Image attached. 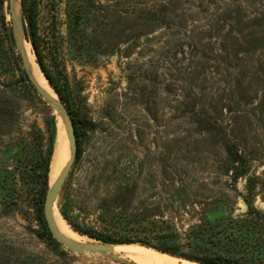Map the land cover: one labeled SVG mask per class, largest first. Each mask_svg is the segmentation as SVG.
<instances>
[{"label":"rangeland","instance_id":"1","mask_svg":"<svg viewBox=\"0 0 264 264\" xmlns=\"http://www.w3.org/2000/svg\"><path fill=\"white\" fill-rule=\"evenodd\" d=\"M30 1L43 62L84 118L81 154L54 203L58 218L77 233L60 210L103 232L114 229L112 218L154 221L184 255L264 264V245L224 238L238 224L264 237L243 201L252 182L264 213V0ZM13 29L0 0V200L2 186L16 199L6 211L0 206V264H116L54 246L28 203L21 165L45 153L50 139L53 154L66 128L25 80ZM222 45L231 67L213 59ZM197 111L232 130L244 175L234 176L224 135L207 130ZM65 140L68 153L67 131Z\"/></svg>","mask_w":264,"mask_h":264},{"label":"trees","instance_id":"2","mask_svg":"<svg viewBox=\"0 0 264 264\" xmlns=\"http://www.w3.org/2000/svg\"><path fill=\"white\" fill-rule=\"evenodd\" d=\"M85 2V0H83ZM87 6L91 5L88 4V1L85 2ZM194 8V5H192ZM200 7V3L197 5V8ZM21 15H22V22L25 32V37L27 41L31 44L32 51L36 56V61L39 64L43 74L51 84V86L56 91L58 97L60 100L64 103L68 114L70 116V119L72 121V124L75 129V135H76V141H78V138L80 136V131L82 127L84 126V118L81 115L80 109L74 104L72 99H70L69 95L64 93L63 89L61 88L58 81L55 80V78L51 75L50 71L45 66V63L42 59V53L39 46L38 41V35H37V24H36V13L35 8L33 6V3H31L30 0H21ZM11 38V34H10ZM212 46V45H211ZM193 51V49L191 50ZM213 52V51H211ZM216 55L213 57V59L219 60L225 67H231L229 64L230 56L228 53H226V49L224 45L221 46L220 51L215 52ZM210 55H206V53L202 54V58H208ZM25 80L28 81L27 77L25 76ZM29 86L33 88L30 82H28ZM2 101L0 99V107L2 106ZM231 112V111H230ZM198 117L200 116V120L204 123V126L209 131H214L216 133H222L225 138V147L228 155L231 158L233 168H234V176L239 177L241 175L245 174L246 171V158L245 155L242 154L241 151H239L238 145L232 143L228 138L233 137V132L231 129H228V127L224 126L221 123H218L217 120L213 119L212 117H208L206 115H203L202 112H198L196 114ZM52 140L50 139L49 145L46 147L45 153L39 150L37 151L34 156L30 159H28L26 162H24L20 167V173L21 178L19 181H21L23 184H27L28 193H26V196L29 198L28 203L31 208L35 210V215H37V219L39 221V224L42 227V232L46 236V239L50 243H52L54 246H59V244L52 238L50 235L44 218H43V202H44V196L46 193V190L48 188L49 178V165L51 161V155H52ZM81 154V148H78L77 144V153H76V159ZM74 161V162H75ZM247 195L243 198V201L247 207L246 216L249 217L247 219L248 221H253L254 224H258L261 227H264V213L260 212V210L256 209L253 202V190H254V184L252 182H248L247 184ZM3 197L0 200V206L3 211H6L9 209V205L11 202V192H8L9 190L5 187H1ZM11 191V190H10ZM128 197H122L120 206L122 204H126ZM8 208V209H7ZM63 218L67 220L69 225L76 231H78L81 234H84L88 237L94 238L100 242L107 243V244H128V243H138L141 245L149 246L154 249L160 250L162 252H166L181 256L190 260H210V261H224L228 263H234V264H251L247 261H239V260H231V259H225L221 256H214V257H198L197 255L191 254V255H184L180 251V247L177 243L174 242V237L171 238L172 232H165V227L160 226L157 222H150V226L144 225L141 221L138 219H125V224L120 225L119 218H112L108 222L112 225L113 230L107 229L105 232L98 231L96 229L87 228V227H80L76 225L75 223H72L69 220V217L67 215V212L65 209L60 210ZM118 217V216H117ZM117 220V221H116ZM123 223V222H122ZM165 224V222H162ZM117 225L119 227H117ZM258 227L256 228V231L254 232H246V229H243V226L241 225H235L234 227H230V232L224 234V238L233 240V241H241L245 244L248 242H254L256 245H264V237H262L260 232L258 231ZM199 233H205V230H202ZM259 233V234H258ZM223 234V233H222ZM208 236H212V232L208 234ZM199 238L198 235H194L193 238ZM19 264H39V263H33V262H22ZM97 264V263H94Z\"/></svg>","mask_w":264,"mask_h":264},{"label":"water","instance_id":"3","mask_svg":"<svg viewBox=\"0 0 264 264\" xmlns=\"http://www.w3.org/2000/svg\"><path fill=\"white\" fill-rule=\"evenodd\" d=\"M7 1H8L9 12H10V19H11V23H12V29H13L14 28V22L16 20V16H15V13L13 10V0H7ZM18 19H19V24L21 27V36L16 37L14 34V31H13V39H14L15 46L18 50L20 62H21V65L24 69L25 75H26L28 81L33 86L34 90L46 102H48L51 106H53L54 109L60 110L61 115H62L63 120H64V125L66 128V131L68 132V140H69V145H70L69 146V157H68L66 163L62 167V169L59 172V174L57 175V177L52 181V183H49L48 188H47L46 193H45V196H44L43 218H44L46 227H47L50 235L52 236V238L58 244L66 247L71 252H76L78 254H82V253H85L87 251L91 252V253H94V252L105 253L106 251H112L113 246L115 244H107V243H103V242H100V243L90 242V243L82 244V243L76 242V241L72 240L70 237L61 233L55 224L53 213H52L53 206H54V203L58 197L60 188L63 185V183H64V181H65V179H66V177H67V175H68V173H69V171H70V169H71V167H72V165L76 159L77 141H76L75 129H74V126L72 124V121L70 119V116L68 114V111H67L64 103L60 100L56 91L51 86V84L49 83V81L47 80L45 75L43 74L38 63L37 64L39 66V69L41 70L45 79L50 84V87L55 92L56 98L52 97L47 92H45L40 87V85L34 80L32 75L30 74L28 58H27V56L24 52V49L22 47V38H24L26 40V42H28V41L25 37V32H24V27H23V22H22L21 0H20V11L18 14ZM33 55L35 56L34 53H33ZM143 246H145V245H143ZM146 247H149V246H146ZM157 251H160V250H157ZM160 252H162V251H160ZM162 253H166V252H162ZM167 254H170V253H167ZM170 255H173V254H170ZM173 256H175V255H173ZM176 257H180V256H176ZM120 262L125 263V260L120 259ZM195 262H197V264H234V263H228V262H224V261H210V260H201V261H195ZM127 264H134V263L130 262Z\"/></svg>","mask_w":264,"mask_h":264},{"label":"bare ground","instance_id":"4","mask_svg":"<svg viewBox=\"0 0 264 264\" xmlns=\"http://www.w3.org/2000/svg\"><path fill=\"white\" fill-rule=\"evenodd\" d=\"M19 1L20 0H13V10L16 16L14 25L16 28L15 32L17 33V37L21 36V27H20L19 19H18L19 12H17ZM24 43H27V42L24 38H22V47L28 58V52L25 47L26 44L24 45ZM28 63H29L30 74L32 75L34 80L40 85V87L45 92H47L52 97L56 98L55 93L53 92L52 88L48 86V83H47L48 81H46L44 76L37 69L34 68L29 58H28ZM65 132L62 133V135H60L59 137L57 136L58 139H57V142H56L53 154H52L51 163H50V179H51L50 183H52V181L57 177V175L59 174V172L61 171L62 167L64 166V164L66 163L69 157V144H68V153L66 152ZM65 154H66V157H65ZM52 213H53L55 224L61 233L70 237L72 240L76 242H79L82 244L90 243V241L82 242L81 240L83 239V236L73 231L63 220H60L58 218L56 213H54V206H53ZM150 248L152 247L148 248L141 244H135V243L117 244L113 246L112 251H106L105 253H100V252L98 253L106 257L115 258L116 264H127V263H130V261H133L134 264H197V262L195 263L191 260L181 259V258H178L170 254L162 253L160 251H157L156 249L153 250L154 248L153 249H150ZM120 259L125 260V263H121Z\"/></svg>","mask_w":264,"mask_h":264}]
</instances>
